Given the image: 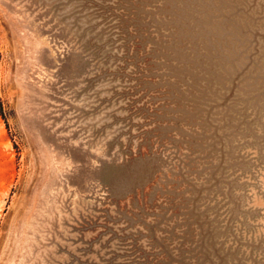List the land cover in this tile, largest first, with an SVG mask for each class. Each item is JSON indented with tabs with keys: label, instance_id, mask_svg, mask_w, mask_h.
<instances>
[{
	"label": "rangeland",
	"instance_id": "obj_1",
	"mask_svg": "<svg viewBox=\"0 0 264 264\" xmlns=\"http://www.w3.org/2000/svg\"><path fill=\"white\" fill-rule=\"evenodd\" d=\"M0 264H264V0H0Z\"/></svg>",
	"mask_w": 264,
	"mask_h": 264
}]
</instances>
